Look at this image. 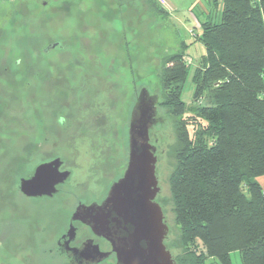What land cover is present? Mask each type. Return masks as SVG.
Masks as SVG:
<instances>
[{
    "label": "trees",
    "instance_id": "16d2710c",
    "mask_svg": "<svg viewBox=\"0 0 264 264\" xmlns=\"http://www.w3.org/2000/svg\"><path fill=\"white\" fill-rule=\"evenodd\" d=\"M148 1L162 10L155 0ZM32 2L47 15L38 0H14L7 2L14 7L4 9L5 18ZM212 3L217 14L212 9L200 21L197 38L205 53L190 77L195 105L206 91L209 101L199 110L205 125L177 153L171 178L176 221L191 248L192 264H204L207 256L229 264L233 251L242 264H264V183L259 180L264 176V0ZM185 56L184 48L169 55L161 72L163 103L180 117L190 70ZM16 76L20 80L13 82L23 83L24 73Z\"/></svg>",
    "mask_w": 264,
    "mask_h": 264
},
{
    "label": "flooded vegetation",
    "instance_id": "af4514ba",
    "mask_svg": "<svg viewBox=\"0 0 264 264\" xmlns=\"http://www.w3.org/2000/svg\"><path fill=\"white\" fill-rule=\"evenodd\" d=\"M59 30L62 40H47L44 36L43 47L36 48L44 53L42 59L35 56L30 61H41L43 65L39 75L30 76L33 84L29 88L22 92L6 87L1 81L0 102L11 105L13 112L22 110L17 121L22 136L0 139V146H5L0 151V226L4 227L0 228V249L3 250L0 258H9L11 264H116L111 240L94 233L90 225L75 218V213L81 205H100L111 185L123 176L128 163L131 112L143 88L140 86L136 90L127 123H120L118 108L111 105L104 94L106 85L114 79L110 68L114 72L115 60L108 63L107 57L101 56L104 51L91 52L100 59L66 58V64L60 57L44 59L53 49L75 50L73 37L64 29ZM127 46L125 42L120 43V47ZM123 64L119 61V66ZM62 66L71 69L65 75L54 74L57 68L59 73ZM94 80H101V90L95 87L99 85ZM130 80L135 90L139 80L132 76ZM119 92L121 90L117 89L116 93ZM43 93L54 95L57 102L47 106L42 99ZM15 96H23L26 106H22V102L19 108V102L16 108ZM0 116L15 124L14 115L0 113ZM10 130L8 134L11 132L14 136V130ZM117 136L116 141L113 138ZM118 144L121 150L112 155V148ZM51 162V168L58 173L67 172L66 177L52 189H27L36 195L25 194L20 187L21 180L30 179L40 165ZM15 225L28 227L29 236L18 235L13 229Z\"/></svg>",
    "mask_w": 264,
    "mask_h": 264
},
{
    "label": "rangeland",
    "instance_id": "374dc122",
    "mask_svg": "<svg viewBox=\"0 0 264 264\" xmlns=\"http://www.w3.org/2000/svg\"><path fill=\"white\" fill-rule=\"evenodd\" d=\"M13 1L0 0V78L8 82L4 83L6 87L20 90L18 86H21L22 92L23 89L29 88L33 84L29 73L34 70L39 71L43 65L41 61L38 63L30 61L35 56L42 59L44 53L36 48L43 47L45 37L47 40L63 37L59 29H64L69 36L73 37L75 50L69 52L66 48V53V51L53 49L55 51L51 50L46 53L44 59L54 60L60 57L63 64H66V58L100 59L99 55L94 57L91 52L98 54L104 51L105 55L103 53L101 56H106L108 63L111 64L115 60L114 72L110 68L114 79H111L109 84L104 83L107 84V91H104V94L110 104L118 108L120 123H127L130 107L136 90L140 86L145 88L150 95L157 96L156 118L161 117L163 121L152 126L153 129L149 130V139L156 148L155 175L159 191L155 199L161 206L164 221L168 227L164 244L176 264H192L194 259L191 248L188 249L189 246L184 243L180 226L176 221V204L171 188V178L178 165L177 153L184 147V140L186 138L192 140L195 130L205 125L199 110L209 101L208 91L205 92L200 104L195 105L196 102L191 97L193 93V85L190 81L191 72L194 66L200 64L201 56L205 53L203 43L197 38L200 25L192 14L196 13L197 9L190 12L188 7L190 0H166V2L164 0L162 10L159 7L155 8L148 0H38V4L46 7L47 15L42 16L43 9L32 2V6L29 4L28 8H23L18 13L13 12L12 17L5 18L8 15L6 16L4 9L10 6L7 2ZM165 9L168 12L166 16H164ZM104 15H107L105 19ZM101 32L103 36H100ZM182 41L185 45H182ZM122 42L127 43L128 46L120 47ZM24 46L28 50L24 49ZM16 47H21V51ZM181 48L185 50V60L190 64V70L182 88L181 98L186 103V107L183 116L180 117L172 115L171 108L163 103L165 97L161 72L169 55L180 52ZM119 61L124 64L119 66ZM68 69L71 68L62 66L60 72L57 73L59 71L57 68L54 74L65 75ZM21 72L24 73L23 79L21 78L23 83L15 84L13 80L18 78L16 74ZM26 73H28L27 76ZM131 76L139 80L135 90L130 83ZM94 82L99 85L95 87L101 90L103 86L101 80H94ZM1 85L3 84L0 81V87ZM126 86L129 87L128 90ZM117 89L121 90L119 94L116 93ZM97 94L92 97L95 99ZM42 99L47 106H53L58 98L50 94L46 96L43 93ZM14 101L18 103L13 102L16 108L19 107V102L21 106L24 101L23 96L22 98L15 96ZM10 106L0 102V113L14 115L16 118L14 124L0 116V139L8 136L12 138L22 136L21 126L17 123L21 118L18 113L22 110L13 112ZM22 106H26L25 102ZM2 122L8 127L7 129L3 128ZM9 130H14V136L11 132L8 134ZM111 130L113 131L112 128ZM113 139L117 141L118 136ZM4 148L5 146H0V151ZM119 150L121 148L118 144V147L112 148L111 154L115 155L119 153ZM259 180L264 183V176ZM15 226L13 229L18 232V235L29 236L28 227ZM0 228H4L2 224ZM0 242L2 243V238ZM0 251L3 252L1 249ZM0 263L11 264L9 258H0ZM204 264L220 263L215 258L207 256ZM229 264H242L237 251L231 252Z\"/></svg>",
    "mask_w": 264,
    "mask_h": 264
},
{
    "label": "water",
    "instance_id": "95a60500",
    "mask_svg": "<svg viewBox=\"0 0 264 264\" xmlns=\"http://www.w3.org/2000/svg\"><path fill=\"white\" fill-rule=\"evenodd\" d=\"M156 104L157 96L143 88L131 112L123 176L111 185L100 205H81L75 213V218L90 225L94 233L111 240L116 264H176L164 244L168 227L161 206L154 200L159 186L149 130L163 121L156 118ZM51 166L52 162L40 165L30 179L21 180V190L36 195L27 189H52L66 177L67 172L58 173Z\"/></svg>",
    "mask_w": 264,
    "mask_h": 264
},
{
    "label": "crops",
    "instance_id": "0c3cea01",
    "mask_svg": "<svg viewBox=\"0 0 264 264\" xmlns=\"http://www.w3.org/2000/svg\"><path fill=\"white\" fill-rule=\"evenodd\" d=\"M166 2V0H165ZM159 4V3H158ZM173 4V3H171ZM189 4V10L192 13L194 9H197L196 13H192L194 15V18L200 25V21L208 18L211 16L210 11L214 9V12L217 14V10L213 7L212 0H190L188 1ZM174 5V4H173ZM162 6V5H160ZM168 14L167 10H164V16ZM182 44H185L182 41Z\"/></svg>",
    "mask_w": 264,
    "mask_h": 264
},
{
    "label": "built area",
    "instance_id": "2783aa9c",
    "mask_svg": "<svg viewBox=\"0 0 264 264\" xmlns=\"http://www.w3.org/2000/svg\"><path fill=\"white\" fill-rule=\"evenodd\" d=\"M157 3H159L160 5L164 4V0H155ZM163 6V5H162Z\"/></svg>",
    "mask_w": 264,
    "mask_h": 264
}]
</instances>
